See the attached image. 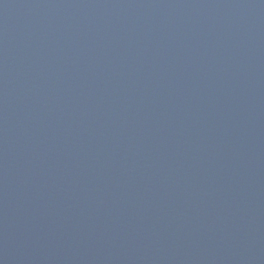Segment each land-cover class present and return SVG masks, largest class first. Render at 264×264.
I'll use <instances>...</instances> for the list:
<instances>
[{"label":"water","instance_id":"95a60500","mask_svg":"<svg viewBox=\"0 0 264 264\" xmlns=\"http://www.w3.org/2000/svg\"><path fill=\"white\" fill-rule=\"evenodd\" d=\"M0 264H264V0H0Z\"/></svg>","mask_w":264,"mask_h":264}]
</instances>
